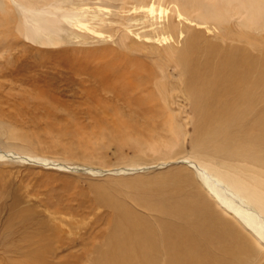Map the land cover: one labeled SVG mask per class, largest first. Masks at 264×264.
I'll use <instances>...</instances> for the list:
<instances>
[{"label":"bare ground","instance_id":"obj_1","mask_svg":"<svg viewBox=\"0 0 264 264\" xmlns=\"http://www.w3.org/2000/svg\"><path fill=\"white\" fill-rule=\"evenodd\" d=\"M131 1H137L139 8L146 7L149 13L155 11L157 20L166 19L156 33L162 47L141 46L148 49L152 67L145 63L150 68L144 69L147 66L141 62L144 68L135 70L132 79L119 80L117 71L109 82L107 79L112 74L95 75L94 83L98 86L94 90L101 93V89L121 98L132 111H142L143 105L157 103L163 110L161 114L172 121L168 132L175 134L176 144L180 135L175 125L179 121H175L176 113L171 106H178L182 113L183 103H188L197 120L194 119L191 137L194 150L190 148L193 154L190 157L171 158L172 163L180 159L179 163L185 164L179 169L153 178H130L131 182H140L145 192L141 200L149 201H141L142 207L150 213L158 212L160 219L153 215L156 221L151 220L158 221L155 227L141 219L147 216L126 203L117 204L104 189L98 191L102 204L111 206L115 215L107 230L111 236L105 238L101 250L88 255L89 263L260 264L264 262V0H159L157 8L148 0ZM72 4L79 5L76 0H0V14L7 16V26L0 24V76L4 80L0 82L1 90L13 91L16 83L26 81L27 77L23 75L27 72L24 67H16V72L14 58L4 57L8 53L4 49L18 45L25 48L15 40L5 43L13 35L12 31L16 30L18 37L27 41L40 40L44 46L57 47L63 43L62 36L68 28L82 30L88 22L79 6L69 7ZM92 19L105 24L97 16ZM208 31L213 35H208ZM127 39L126 33L121 35L120 50L130 48ZM126 68L125 73L129 71ZM148 89L150 93L144 99L140 95L145 93L138 96L132 93ZM39 91L32 96L41 105L46 93ZM47 104V101L42 103ZM115 112L116 129L125 135L124 130L131 122L128 117L122 118L119 110ZM179 127L185 129L183 125ZM127 141L132 140L128 137ZM133 143L140 146L138 142ZM0 158L65 169L105 171L67 166L14 152H1ZM145 167L117 170L124 173L122 170L129 172ZM57 239L56 233L45 236L43 231L39 240L36 239L39 247L24 253L27 260L24 264H76L53 261L58 254L51 244Z\"/></svg>","mask_w":264,"mask_h":264},{"label":"rangeland","instance_id":"obj_2","mask_svg":"<svg viewBox=\"0 0 264 264\" xmlns=\"http://www.w3.org/2000/svg\"><path fill=\"white\" fill-rule=\"evenodd\" d=\"M76 1L79 5L69 7L79 6L78 10L86 14L87 18L84 19L88 22L82 30L68 28L59 46H44L40 40L27 41L18 37L16 30L5 42L15 40L25 45L24 49L18 48L19 45L4 49L8 52L4 53V57L14 58L16 72L17 68H25L27 72L23 75L27 77L24 82L29 84L18 81L13 91L0 89V153L14 152L67 166L90 167L106 172H91L87 168L65 169L40 162L0 158V264H24L27 261L24 253L39 247L35 243L43 231L45 236L50 233L58 236L51 244L58 254L53 261L88 264L90 256L96 249L101 250L105 238L111 236L107 230L115 215L111 206L102 204L98 196V191L102 189L117 204L126 203L134 211L147 216L141 219L155 227L158 221L152 222L156 221L153 215L160 219L158 212L150 213L142 207L140 202L148 201L141 200L145 192L140 182L130 180L169 173L185 166L179 163L180 159L193 155L190 148L193 149L191 137L196 118L188 103H183L185 107L182 113L178 106H171L176 113L175 121L186 129L175 125L180 135L177 145L175 134L168 132L173 126L172 121L161 114L163 110L159 109L157 103L143 105L142 111L135 112L121 98H115L101 89V93L94 90V86H98L94 83L95 75L112 74L107 79L109 82L117 71V78L123 80L150 66L152 61L148 49L144 50L143 47H162L156 33L166 19L157 20L155 11L149 13L146 7L139 8L137 1ZM157 1L148 0L156 8L160 3ZM93 16L102 18L105 24L96 23ZM6 18L5 14H0V24L4 28L7 26ZM124 33L128 35L130 48L123 51L120 50L119 40ZM207 33L213 35L211 31ZM125 68L129 70L126 71L128 74ZM1 78L0 82H3ZM28 79H32V82ZM39 90L45 92L47 97L42 103L47 101L53 108L48 104L40 105L34 99L32 95ZM149 90L132 93L136 96L145 93L140 95L144 99ZM115 109L120 111L122 118L126 120L128 117L131 122L124 130L125 135L116 129ZM126 130L131 133L127 134ZM125 136L132 141L126 142ZM133 142H138L140 146ZM173 156L180 157L179 162L172 163ZM141 165L147 169L122 170L126 172L125 175L117 170ZM162 256L164 261V254Z\"/></svg>","mask_w":264,"mask_h":264}]
</instances>
